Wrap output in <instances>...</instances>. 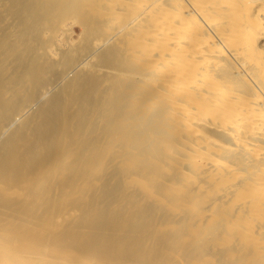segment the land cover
Masks as SVG:
<instances>
[{"label":"rangeland","instance_id":"rangeland-1","mask_svg":"<svg viewBox=\"0 0 264 264\" xmlns=\"http://www.w3.org/2000/svg\"><path fill=\"white\" fill-rule=\"evenodd\" d=\"M31 1L32 0H25V2L24 0H0V88L2 89L0 90V172L2 167L7 166V169L5 167L7 171V175L5 174L6 178L0 177V233L4 232L3 230H6L8 226H13V231L11 232L15 235L24 231L28 233V230L32 231V234L29 232L32 236L41 237L39 241L37 240L38 243H49L50 245L48 244V246L51 251H57L60 256L69 260L79 257L84 264H115L122 257L124 258V256L125 258L126 256L128 257L126 259L133 257L129 259L132 260L130 262L134 263V261H137V263L135 262L134 264H140L141 259L138 260L139 257H137V255V258L134 257L135 253L133 250H129L130 252L128 251V253L126 251V254H123V252L121 253L122 250L120 251V248H116L117 245L115 240H101V242L98 243L99 247H97V243H94L98 237V232L95 230L99 231L101 228H99V226L101 225L95 222L96 220H93V218L97 217L98 219V215L93 212H81V208L78 210L77 208L80 207L78 206V201H82L78 198H82L83 195L81 194L80 196L77 194V196H75L77 198H75L72 196L73 194H71V189L69 190V187H65L66 189H64V186H62V183L65 184L62 177L68 175L72 170L71 168L75 167L73 165L75 164L73 157L76 159V157L82 155V153L87 154V152L92 151L91 146L96 144V146L100 145L102 148H100V151H102V153H100V151L98 152V155H100L99 157L98 155L93 156L95 154L89 155L88 159L91 161L90 163L92 165V162L94 164L95 159L97 160L99 158L101 164H104L101 165L102 169L101 167L95 169L90 168V171L87 170L89 173L83 171L88 175V177L86 176L87 179H85V182L81 176L84 175V173H81V171L76 172V175H73L74 179L72 177V181H77L76 184L78 183L77 187H80V193L84 192L82 189L87 187L86 184H92L90 186V188H92L89 189L88 192L89 194L85 193L87 194V199H89L88 195L90 194L91 197L102 195L103 199L106 197L104 203L101 201L102 206H107V204H109L107 201L111 202V199H114L115 196L120 194L121 196L123 195L126 199L121 197L122 200H125L122 201V203L128 202L125 203L126 205L122 204V206H125H123L124 213L129 212L128 215L134 216L133 223L136 222L135 225L139 224L145 226L144 228L147 227L145 232H147L150 237L144 242L143 248H146L144 252L152 256L155 262L159 264H163L164 262H167V264H185L186 261L193 258L190 262L193 261L192 263L196 262L197 264H263L264 258L259 259L258 257L260 260L259 262V260L256 259L257 256L255 255L256 258L254 256L256 253H254L251 245L250 247L252 250L250 252L249 250L251 248H248L249 245L245 246L246 243L243 245L240 243V245L238 243L240 241H236V238L234 241L227 239L228 234L231 232L229 221H231L233 215L229 217L227 216L228 214L226 215L227 217L225 215L222 216L223 213L221 214L222 210L220 209V203L222 201H219V199H222L221 195L217 194L219 192L212 191L214 193H205L207 191L206 189H208V184L206 183V176L203 170H205L207 166L204 165L206 162L204 163L205 160H202V155H197L195 153L199 148V143L193 141L192 134L187 130L186 124L183 123V125L181 120L177 119V105L169 100L168 93H165L163 87L159 85L157 79L160 75L156 73L158 71L153 70L152 67L149 66V61L146 59L147 57L145 58L143 56L146 60L143 58L144 61L142 60L141 62V60H138L139 58L136 59L137 56L136 58L134 57V52L131 51L141 48V45L138 48L135 44L138 41L132 38L135 35L132 33L149 25L147 20H151L149 17L154 15L156 13H154V10L156 9V11H158L157 9H159L162 4H166V6L164 5L163 7L175 13V8L177 7L175 3H173L174 0H172V2L171 0H159L161 1L158 2L160 6H155L156 8H154V10L151 9V12H149V9L145 10L150 0H42L44 4L48 5L51 3L49 6L52 5V3L53 5L58 4L60 7L63 6L61 9L58 8L51 13V15L47 14L46 19L42 22L43 24H38V26L33 28V31L27 27L28 20L26 22L29 12L28 6L30 8ZM167 3L169 4L168 6ZM131 7L133 10H136L133 13V15L136 14V17L133 15L130 17L135 19L130 18L128 22L127 19L129 20V18L124 19V21L120 16L117 17V15L121 13L125 14L124 12L126 11H123L122 8H125L124 10L127 8L128 10L131 9ZM143 9L144 11L142 12ZM145 11L148 12L146 13ZM146 15H150L147 17L148 19ZM137 19H139V21ZM143 19H145L147 23ZM165 37L164 35L163 38ZM133 39L134 42L131 43ZM137 44L139 46V43ZM262 46L264 47V42H262ZM147 48L148 50L143 49L145 50V56L147 54H155L159 49L158 46H148ZM135 52H137V50ZM140 59H142V56ZM19 75L21 77H19ZM17 77L19 79H17ZM11 80H15L18 83L13 81V84ZM79 80L81 84H79ZM245 82L247 83V81ZM21 84L24 85L22 86ZM77 86H79V88ZM160 86L163 90L159 88ZM122 88L124 90H122ZM4 90L7 91L5 92ZM152 93L158 96L155 97ZM106 99H110V101ZM105 108L107 109L105 110ZM46 111L48 113H46ZM118 112L122 113L119 114ZM84 113H89V118L86 116L87 114L85 115ZM77 115L78 117L80 115V117L78 118ZM114 115L115 117L117 116V118L124 115L123 117L126 123L123 122L122 118V121L120 120L122 124H119V122L118 126L117 124L115 125L116 122L112 120ZM108 117L112 118L111 121L116 127L113 126L111 122L109 124ZM117 118H115V120ZM75 120L78 122L79 126H77ZM130 121L131 123L136 121V125L134 126L137 128H133L132 131L141 133V142L138 141L134 143L135 136L134 138L132 137L133 139H131V137L129 138L128 133H130L131 129H128V133L124 132L125 134L123 133L124 129L122 132L121 130L119 131L120 128H125V125L130 123ZM66 122H68L69 125L66 124ZM3 124H6V127L3 128ZM53 125L55 128H53ZM84 125L86 128L83 129ZM65 126L70 127V129L67 130ZM71 126H75L73 130ZM130 127L133 126L130 125L129 128ZM59 128L64 129V131H61L62 129L60 130ZM79 128H82L84 132H88L89 130L90 133L88 132L87 134L82 132L86 134L85 136L88 138V143H90V141L93 143L94 141L93 144L90 143L91 146L88 145L87 147V145H82L84 148L88 149H85L86 151L84 150L81 154L79 151L83 147L81 146L82 148L80 147L79 149L80 144L77 145V141H68L70 138L66 139V137L74 139L76 136L80 135L82 129ZM170 128L175 131H172ZM56 129H59V131L56 132ZM105 129H107V133ZM117 130L121 133L120 135L118 134V139H116L115 135L117 134ZM19 131L21 133L24 131L20 134L23 135L22 138L24 137V139H19L17 144L20 146L16 147L14 145V148L8 147L7 151H3V148L7 145L12 136ZM53 131L59 136L53 134ZM124 131H126V129ZM37 132L39 134H37ZM71 132L74 133L72 134ZM72 135L75 137H72ZM112 138L116 139L115 142ZM122 139H125L126 142L122 143ZM128 139L130 141H128ZM20 141L24 145L21 144ZM70 142L74 144L71 148H75L73 154H70L72 157L65 156L64 153V151H66L65 146L69 149L68 146L69 144L71 145ZM110 142H112V145L108 148V145L105 144H109ZM102 145L104 149L108 148L107 151L103 149ZM75 150L78 155L76 157V154H74ZM34 151L36 152L34 153ZM20 152L22 153L20 154ZM135 155H137V157ZM92 156L93 158H91ZM83 158H85V161H88L86 157ZM83 158L81 159L83 160ZM105 158L110 161H104L106 160ZM51 160L52 162H60L59 164L56 163L54 167H51L47 165ZM61 160L63 162H61ZM72 160L74 163L71 162ZM246 160H248V158H246ZM76 161L81 163V160L79 161L76 159ZM78 162L76 163L78 164ZM30 165L32 169L29 168ZM45 165H47V170L43 169L45 172L41 171L43 174L42 177H35L41 173V167ZM77 173L81 174L78 175ZM103 179L105 181L108 179L105 185L103 184L105 183ZM69 180L71 181V177ZM111 180L113 181L111 182ZM115 182L119 188L121 187L119 192L117 191L118 188H116ZM47 183L50 185L48 189H46ZM41 187L42 189L45 187L46 191L43 189L45 192H42ZM109 187L111 189H108ZM7 188L11 189L7 191ZM125 188H128L127 191ZM123 189L125 192H123ZM204 189L206 190L205 192L203 191ZM42 193H44L43 195L45 197H43L44 200L41 198L43 201H40L38 196ZM124 193H126V195ZM195 196H197V200ZM202 196H204V198H202ZM133 197H136L135 200ZM127 200H130V202ZM138 200L140 203L137 202ZM105 201L107 204H105ZM83 206L84 205L81 207ZM147 206H152L153 208L149 207L148 209ZM142 208L146 210L144 214L149 216L139 219L140 216L137 212ZM151 214L153 221L151 220ZM159 215H161V217H159ZM220 215L222 216L221 219L218 218ZM87 217H89V219ZM154 217H157V220L154 219ZM165 218L167 219L165 220ZM147 221L149 223L148 226ZM152 222L156 223L152 224ZM117 224H119V222H117L116 225ZM211 224H214L212 228ZM16 225L17 227H15ZM119 226H121V224H119L118 227ZM227 226H229V228ZM148 232H150V234ZM45 233L46 237L44 238ZM92 233H95V237ZM177 233L180 237L178 235V237H172L173 234L175 235ZM161 235H164V237L167 236L165 238H167L168 241L162 239L160 237ZM154 236H158L156 239L162 240L157 241ZM173 238L176 240L174 241ZM148 240H150V243L147 242ZM132 243L133 240L130 239L126 245L128 244V246L132 245L130 247H134ZM196 244H199L200 247H197ZM242 248H246V251L244 250L243 252ZM192 252L193 256H190ZM241 253L247 257L246 261ZM182 254L186 257L184 258ZM194 258L196 260H194ZM238 259L240 261H238ZM179 260L182 261V263ZM190 262L188 261L187 264H190Z\"/></svg>","mask_w":264,"mask_h":264},{"label":"bare ground","instance_id":"bare-ground-1","mask_svg":"<svg viewBox=\"0 0 264 264\" xmlns=\"http://www.w3.org/2000/svg\"><path fill=\"white\" fill-rule=\"evenodd\" d=\"M165 1H162V2H165ZM24 2H25V0H24ZM144 2H146V1H144ZM158 2H161V1L150 0L149 4L147 5V8L145 7L146 8L145 10L149 9V12H151L150 11L151 9L154 10V8L160 6ZM171 2H172V0H171ZM168 3H170V2H168ZM168 3H167V6L169 5ZM173 3H175V5L177 7V8H175L176 9L175 13L174 12L172 13L170 9L163 7L164 5L166 6V4H164V5L162 4L159 7V9H157L158 11H156V9L154 10V13L156 12L155 14L152 12L154 15H152L151 17H149L151 15V13L149 16L146 15V18L149 17L151 19V20H147L149 25L145 24L146 25V26H144L145 28L142 26L143 28H141L140 30L138 29L134 33H132L133 35L135 34L132 38H134L138 41L137 43H139V46L137 43H135V44L137 45L138 48L141 45V48H140L141 50L136 49L137 52H135L136 50H134V51L131 50V51L134 52V54H133L134 57L136 58V56H137L136 59L139 58L138 60H141V62H142L144 57L145 58L147 57L146 59H148V61H149V63H148L149 66L152 67L153 70L158 71L156 73H157V75H160V77L157 79L159 81L158 82L159 85H161L163 87L165 93H168L169 100H171L174 104L177 105V111H176L177 112V119H180L182 124L183 123L186 124L187 130H189V132H191V134H192V137L194 139L193 141L196 143H199L198 144L199 148L197 149V152L195 151V153L197 155L201 154L203 157L202 160L203 161L205 160L204 163L206 162L204 165H206L207 168L205 170H203L204 171L203 173H205L204 175L206 176L205 180H206V183L208 184L207 188L209 190H211V191H209L208 189L205 188L208 192L205 189L203 191L204 192L206 191L205 193H209V192L214 193L212 191L219 192L217 194L221 195V199H222V200L219 199L220 202L222 201L220 203V205H221L220 209L222 210L221 214L223 213L222 216H224V215L226 216L228 214L227 216L229 217L230 215H233L231 217V221H229V226L231 228L230 229L231 232L229 231L230 233L228 234L227 239L234 241V239L236 238L235 239L236 241H240V242H238L239 244L241 243L243 245L246 243L245 246L249 245L248 248H251L250 247V245H251L253 250H254V253H256V254L253 253L254 256L255 255L257 256V258H256V256H255V258L258 259V257H259V259H263L264 258V47L262 46V42H264V0H174ZM49 4H51V3H49ZM49 4L48 5L44 4V2L42 0H32L31 1L30 8L28 6L29 12H28V17L26 19V22L28 20V22H27L28 29L30 28V30L32 29V31H33L34 27H36V26H38V24H41L42 22H44L47 14L51 15V13L56 11L58 8L61 9L63 6L62 4H61L62 5L61 7L58 4L53 5V3H52V5L49 6ZM98 4H100V3H98ZM45 5H47V6H45ZM151 7H153V8H151ZM124 9L122 8L123 11H126V12H124L125 14L121 13L120 15H117V17L120 16V18L122 20L129 18V20L127 19V21L129 22L130 18H133L130 16L133 15L134 11H136V10L135 9L133 10L132 7H131V9H128V10H127V8H126V10H124ZM171 9H173V8H171ZM168 10H170V11H168ZM143 11H144V9L142 10V12ZM142 12L140 10L141 14H142ZM145 12L147 13L148 11H145ZM133 16L136 17V14ZM133 19H135V18H133ZM139 19H140V17H139ZM139 19H137V20L139 21ZM141 19H142V17H141ZM143 20H145V19H143ZM147 21L145 20L146 23H147ZM128 22H126V23H128ZM28 29H27V31H28ZM164 35L166 36L165 38H163ZM125 37H124V39L126 40ZM127 39H128V36H127ZM134 39H133V41H131V43L134 42ZM126 41H125V43H126ZM129 41H130V39H129ZM8 45H10V44H8ZM133 46H134V44H133ZM148 46H154V47L158 46L159 49L157 50V52H155V54H147L146 53L148 56L147 55L145 56V53H144L145 50H143V49L148 50V48H147ZM141 56H142V59H140ZM86 65H88V64H86ZM19 77H21V76L19 75ZM17 79H19V78L17 77ZM79 79H80V77H79ZM244 80L247 81V83ZM13 81L15 83L17 82L15 80H13ZM14 82H13V84H14ZM96 83H97V81H96ZM79 84H81V81ZM156 84H157V82H156ZM21 85L23 86L24 84H21ZM161 86L159 88H161ZM77 87L79 88V86H77ZM156 88H158V87H156ZM16 89H17V87H16ZM119 89H117V90H119ZM0 90H2V89L0 88ZM122 90H124V89L122 88ZM103 93H104V91H103ZM103 93H102V96H103ZM98 95H99V93H98ZM111 95H112V93H111ZM153 96L156 97L158 95L153 94ZM159 96H160V94H159ZM109 97H111V96H109ZM103 98H105V97H103ZM113 98H115V97H113ZM106 100L110 101V99H106ZM60 102H61V100H60ZM104 107H105V105H104ZM106 109L107 108H105V110ZM47 111H49V110H47ZM47 111H46V113H48ZM101 113H99V114H101ZM120 113H122V112H120ZM84 114H83V116H84ZM86 114L85 115L88 116V118H89L90 114L89 113H86ZM99 114H98V116H99ZM124 114H126V113H124ZM80 115H79V117H80ZM102 115H104V114H102ZM115 115H117V114H115ZM115 115L113 116L114 117L113 119L109 118L112 116L108 117L109 124L111 122V124L113 126H115L116 124L118 126L119 124H122V122H121L122 118H123V122H125V119L123 117L124 115H122V117H120V118H117V116L115 117ZM71 116H72V114H71ZM77 117H78V115H77ZM115 118L118 119V120L116 119L118 122L115 120ZM111 119L114 122H116L115 125L112 123ZM127 120H128V118H127ZM135 122L136 121H133L131 123V121H130V123L125 125V128L122 127V129L121 128L119 129V131L121 130V132L123 129L124 130L126 129V131L123 130V133L124 132L128 133L129 132L128 129H131L130 133H128V136H129V138L131 137V139H133L135 136V140H137V141L134 140V143L138 142V141L141 142V137H142L140 135L141 134L140 132L135 133L136 132L135 130H134L135 132L132 131L133 128H137L134 126V125H136ZM66 124H68V122H66ZM75 124H73V125H75ZM129 124L132 125L133 127L129 128V126H130ZM5 125L3 126V128L6 127ZM54 125H53V128H55ZM77 126H79L78 122H77ZM88 126H89V124H88ZM74 127H72V130L74 129ZM84 128H86L85 125H84L83 129ZM172 128H170V129H172ZM59 129L58 130L56 129V132H58ZM66 129L68 130V129H70V127H66ZM79 129H82V128H79ZM83 129L81 130L80 135L77 134L78 132L76 133L78 136L75 137L74 135H72V137H75L74 139H71V137H66V139H68V138L71 139V140L69 139L68 141H74V140L77 141L78 143L76 142V144L77 145L80 144L79 149L82 145H84V146L87 145V147H88V145H90V143L91 144L94 143V141H93V143L91 141H90V143H88L89 142L87 140L88 138H86V136H85L89 132L88 129H90V128L87 129L88 132L87 131L84 132ZM72 130H69V131H72ZM106 130L107 129H105V131ZM110 130H111V128H110ZM54 131H53V134H55ZM61 131H64V129H62ZM119 131L117 130V134H115L116 139H118L117 138L118 134L119 135L121 134ZM172 131H175V130L172 129ZM74 132H76V131H74ZM74 132H71V133L73 134ZM82 132L86 133V134H83ZM94 132H95V130H94ZM22 133L19 131L17 134H14L12 136V138L8 141L7 145L6 146L4 145L5 147L3 148V151L4 150L7 151L8 147L14 148L15 146L16 147L20 146L17 144H18L19 139L20 140L24 139V137L22 138L23 135H20ZM106 133H107V131H106ZM108 133H109V131H108ZM37 134H39V133L37 132ZM91 134H92V132H91ZM55 135H58V134H55ZM81 135H83V136H81ZM115 135H113V136H115ZM38 136H40V135H38ZM58 136H57V138H58ZM87 136H89V135H87ZM94 136H95V134H94ZM91 138H93V137H91ZM110 138H109V140H110ZM121 138H122V136H121ZM116 139L112 138V140H114V142ZM128 141H130V140L128 139ZM66 142H67V140H66ZM121 142L124 143L126 141H125V139H122ZM70 143H71V145L69 144V146H68L69 149H67V147L64 145L65 150H66V151H64V153H65V156H68V157H72L71 155L73 154L74 149H75V148L74 149L71 148V146H73L74 144H72V142H70ZM111 143L112 142H110L109 144L106 143L105 145H108V148H109L110 145H112ZM190 143H191V141H190ZM21 144H23V143L21 142ZM84 146H82L83 148L81 147L83 149V151L81 149L79 151L80 154H81V152H84L85 149L86 150L88 149V148H84ZM120 146H122V145H120ZM149 147H150V145H149ZM100 148H101L100 145L96 146V144H93V146H91L92 151L87 152V154L89 153L88 155L85 153H82V155H80V156H78L76 154V150H75V153H74V154H76L75 157L78 156V157H76V159L79 161L81 160V163L76 161V159L73 157L76 165L73 164L75 167L71 168L72 170L71 171L69 170L70 172L66 171V172H69V174L64 175L62 177V180L65 183V184H63L61 182L62 186H64V189H66L65 187H69V190L71 189V194H73L72 196H74V197L77 196V194L80 196H81V194L83 195L82 198L78 196L79 197L78 199L82 200V201H78L79 202L78 206H80L78 208L76 207L78 210L81 208V210H82L81 212H84V213L93 212V213H96V215H98V219H97V217L93 218V220H96L95 222H97L101 225V226H99V228L101 227L99 229V231L95 230L96 232H98L97 233L98 237L96 238L95 243H94V244L97 243V247H99L98 243H100L101 240H106V241L107 240H110V241L115 240L116 245H117L116 248H118V249L120 248V251L122 250L121 253L123 252V254H124L126 251L128 253L129 250L130 251L133 250V252L135 253V255L133 254L134 257H136V255H137V257H139L138 260H140V259L142 260V261L140 260V262L142 264H159V263L154 261V258L152 256H149L144 252V251H146L145 250L146 248L145 249L143 248L144 242L147 239H149V237H150V236H148L147 232H145V229L147 227L144 228L145 226H141L139 224L135 225L136 222L133 223L134 216L128 215L129 212L124 213L125 212V211H123L124 205L122 206V204H125L128 202L122 203V201H125V200H122V198H121V197H124L123 195L121 196V194L119 193L120 195L115 196L114 199H111L112 200L111 202L107 201V203H109V204H107L105 201V204H107V206L106 205L102 206L101 201L104 203V200H106L105 199L106 197H104V199H103L102 195L98 196V197H96V196L91 197V194H90L88 196H89V199H90V197H91V199L90 200L87 199V194H85V193L89 192V189L92 188V187L90 188V186L92 184H86L87 187L86 188L84 187V189H82V190H84V192L80 193L79 192L80 187L78 188L77 187L78 183L76 184L77 181H74V180L72 181V177L74 174L76 175V172L81 171V173H84L87 170L90 171L89 170L90 168L95 169V168L101 167V169H102L101 165H104V164H101V160L99 158L97 160L95 159L94 164L92 162V165L90 163L91 161H89V159H88L89 155L91 156L92 154H95L93 156H97L99 154L98 152L100 151ZM108 148L104 149V146H103V149L105 151H107ZM18 150H19V148H18ZM35 152L36 151H34V153ZM4 153H1V154H4ZM21 153L22 152H20V154ZM100 153H102V151H100ZM93 156L91 158H93ZM99 156L100 155H98V157ZM101 156H102V154H101ZM135 156L137 157V155H135ZM83 157H86V159L88 161H85V158H83ZM81 158H83V160ZM100 158H104V157H100ZM246 158H248V160H246ZM108 160L106 159L104 161L107 162ZM74 161L72 160L71 162L74 163ZM59 162H55V161L52 162V160H51V162L47 163V165L54 167V165H56V163L59 164ZM61 162H63V161L61 160ZM76 162H78V164ZM72 163H71V165H72ZM31 165L29 167L30 169H32ZM47 165L41 167L42 169L40 170V172L47 170L46 169ZM194 165H195V163H194ZM5 167L7 169V166H4L1 168L0 177H2V178L3 177L6 178L5 174L7 175V171H6ZM54 170H53V172H54ZM88 171H87V173H89ZM42 172L40 174H38V176H35V177L41 178L43 175ZM81 173H79V174H81ZM87 173H84V175H81L82 178L84 179L83 180L84 182H85V179H87V177H88ZM112 173H113V171H112ZM70 177H71V181L69 180ZM73 179H74V177H73ZM108 179H107V181H108ZM35 180H36V178H35ZM103 180H101V181H103ZM113 180H111V182ZM46 181H48V180H46ZM87 181H89V180H87ZM107 181H105V183H103V184L105 185ZM135 181H136V179H135ZM80 184H81V182H80ZM80 184H79V186H80ZM200 184H201V182H200ZM46 186H47L46 189H48L49 188L48 186H50V185L47 183ZM81 186H82V184H81ZM84 186H85V183H84ZM42 187H41V189H42ZM104 187H106V186H104ZM113 187H112V190H113ZM16 188H18V187H16ZM116 188H118L117 191L119 192V189L121 187L119 188L117 183H116ZM8 189L10 190L11 188H7V191H8ZM43 189H45V187ZM43 189H42V192H45L46 189H45V191ZM102 189H104V188H102ZM102 189H101V191H102ZM108 189H111V188L109 187ZM127 189H126V191H127ZM112 190H111V192H112ZM196 191H198V190H196ZM105 192H106V190H105ZM123 192H125L124 189H123ZM43 194L44 193L39 194V196H38V199L40 201L43 199V197H45ZM124 194L126 195V193H124ZM137 197H139V196H137ZM195 197H196L195 199L197 200L198 199L197 196H195ZM198 197H201V196H198ZM75 198H77V197H75ZM120 198H121V200H120ZM129 198H131V197H129ZM135 198L133 197L134 200H135ZM202 198H204V196H202ZM193 199H194V197H193ZM108 200H109V197H108ZM127 201L130 202V200H127ZM132 202H133V200H132ZM137 202L140 203L139 200ZM193 203H194V201H193ZM82 205H84V206L81 207ZM99 205H101L102 207ZM147 207H148V209H149V207L153 208L152 206H147ZM6 208H8V207H6ZM139 210L140 211L137 212V213H139L138 215L140 216V218L137 216L139 219L145 218V217L147 218L149 216V215L146 216V214H144V212H146V210H144V208L139 209ZM156 210L160 211L159 209H156ZM156 210H154V211H156ZM147 212H148V210H147ZM156 214H154V215H156ZM162 216H163V214H162ZM222 216L220 215V217L218 216V218L221 219ZM89 217H87V218L89 219ZM116 217H117V219H116ZM159 217H161V215H159ZM152 218L153 217L151 214V220L153 221ZM149 219H150V217H149ZM149 219H148V221H149ZM154 219L157 220V217H154ZM166 219L167 218H165V220ZM148 221H147V223H148ZM225 221H227V220H225ZM117 222H119V224H121V226L118 227L119 224L116 225ZM97 223H96V225H97ZM150 223H151V221H150ZM153 223H156V222H152V224ZM96 225H94V226H96ZM114 225H116V226H114ZM148 225H149V223L147 224V226ZM155 225H153V226H155ZM212 225H214V224H211V228H212ZM229 226H227V227L229 228ZM12 227L8 226L9 229L6 228V230H3L4 232L0 233V264H76V263L81 264L82 263V261L77 256L76 257L78 259L75 257L76 259H70L69 260L67 258L60 256L57 251H55V252L51 251V249L48 246L49 243L48 244L45 242L43 244H41L42 242L38 243V241L40 240L41 237L32 236L31 235L32 231L28 230V233L24 231L22 233H17L16 235L12 234V232H11V231H13ZM15 227H17V225ZM96 227H98V226H96ZM10 228H11V230H10ZM214 228H215V226H214ZM14 229H16V228H14ZM46 233H45L44 238L46 237ZM148 233L150 234V232H148ZM94 234H93V236L95 237ZM42 235H43V232H42ZM177 235H178V233L175 235L173 234L172 237L173 236L178 237L179 235L178 236ZM158 236H154L155 239L158 238ZM160 237L162 239H166V241H168L167 238H165L167 236L164 237V235H161ZM170 237H168V238H170ZM130 239L133 240L132 244H134V247H130L132 245L128 246V244L126 245V243H128V241H130ZM162 239H159V240H162ZM156 240L159 241L158 239H156ZM173 240L175 241L176 239L173 238ZM174 241H173V243H174ZM147 242L150 243V240H148ZM235 245H236V243H235ZM198 246H199V244L197 245V247ZM238 247H240V246H238ZM246 248L245 249L242 248L243 250L242 249L241 250L244 252V250L246 251ZM252 248L249 250L250 252H251ZM95 250H96V248H95ZM199 251H200V249H199ZM187 253H189V252H187ZM245 253H247V252H245ZM237 254H238V252H237ZM241 255H242V253H241ZM190 256H193V252ZM83 257H84V254H83ZM179 257H180V254H179ZM183 257L185 258L186 256L183 255ZM242 257L245 258V261L247 260L246 256L242 255ZM249 257H251V256H249ZM126 258H128V257L126 256ZM126 258H125V256H124V258L122 257L119 261H117L119 263L116 262L115 264H134L135 262L137 263V261H134V263L130 262L132 260H129V259H131L133 257H131L129 259H126ZM241 258H239V259H241ZM239 259H238V261H240ZM191 260H193V258L192 259L190 258L188 261L190 262ZM194 260H196V259L194 258ZM188 261L185 262V260H184L185 264H187ZM180 262L182 263V261H180ZM192 262H190V264ZM259 262H260V260H259ZM250 263H251V261H250ZM82 264H84V263H82ZM163 264H167V262L166 263L164 262ZM192 264H197V263L195 262Z\"/></svg>","mask_w":264,"mask_h":264}]
</instances>
